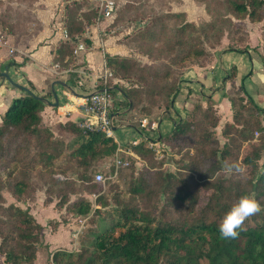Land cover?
<instances>
[{"label": "trees", "instance_id": "trees-1", "mask_svg": "<svg viewBox=\"0 0 264 264\" xmlns=\"http://www.w3.org/2000/svg\"><path fill=\"white\" fill-rule=\"evenodd\" d=\"M199 1H205L214 20L219 19L223 24H234L226 17L227 14L239 19L249 18L251 22H264V0H223L227 9L226 12L222 11L221 17L213 12V8L221 11L219 0ZM86 2L87 0H83L70 8L85 7ZM88 12L94 15L91 19L94 22L97 14L93 6L88 8ZM164 17H154L152 24L159 26ZM169 18L179 22L172 30L173 41L169 42V49L173 54L172 64L200 59V66H206L208 62L203 59L209 53L204 48L203 40L209 39L215 31V23L198 26L178 13ZM142 20L129 19L125 22ZM89 25L91 24L86 23L85 16L70 15L67 22L70 38L57 49L56 64L62 68H71L73 52L78 42L84 41L89 47L92 46V37L84 36ZM167 27L165 25L163 28ZM144 29L145 26L134 35L144 33ZM150 30L153 31V26L149 27ZM0 34L6 37L16 34L11 22L4 23L1 16ZM220 39L215 36L213 42L209 41L210 51L218 46ZM105 60L114 74L108 88L117 90L122 98L118 101L115 99L112 111L115 122L118 121L117 115L125 112L126 107L133 111L142 102L139 99L142 85L150 83L153 86L151 93L156 94L155 98L162 94L168 100L171 99L170 108L178 101L181 90L177 91L178 87L173 82L174 69L171 65L154 69L133 58L109 54L105 55ZM262 60L264 62V58ZM131 76L136 78V85H118L119 81ZM249 76L250 74L239 78L237 68H232L229 79H239L240 86L238 93L232 94L233 88L226 92L233 120L227 121L222 130L224 144H221L215 132L220 119L214 113L212 100L207 99L206 108L203 102L196 105L195 113H187L185 118L173 125L167 136L160 138V142L171 145L173 149L196 148L193 156L186 154L190 164L183 171L170 173L167 179L163 173L148 169L131 179L128 190L143 200L145 208L122 204L118 221L97 235L93 249L83 247L77 253L56 250L52 254V261L56 264H264V211L250 218V223L238 239L224 241L219 233L223 217L242 196L254 195L264 207V162L259 163L264 153V120L261 116L264 109L255 103L254 97L246 88L245 82ZM69 78L72 85L85 86L79 73L71 72ZM190 93L191 89L185 94L183 108H186V99ZM44 108V98L29 91L26 96L14 99L0 125V166L4 165L8 170L7 179L0 177V252L5 256L6 264L34 263L44 226L37 221L30 209L15 203L5 205V197L1 192L3 186L8 187L18 202L32 201L36 197V188L32 183L34 171L36 173L40 168L47 176L53 177L62 174L65 167L76 165L83 169L78 173L80 179L92 181V186L97 187L99 184L94 183L93 179L100 171L98 168L92 170L93 167L101 160L111 161L119 147L113 138L107 137L102 131L88 130L72 121L58 123L54 129L44 127L41 116ZM189 116L191 118L187 119ZM145 120L147 122L148 117L141 120L140 126L134 127L140 134V139L137 143L136 140L129 143L132 147L130 157H123L129 165L119 170V177L120 174L124 176L126 170L131 168L134 159L151 160L154 156L153 149L148 145L150 137ZM256 131L260 133L257 141L249 144L251 140L248 136ZM61 159L63 163L59 165ZM225 161L240 163L246 169L245 174L231 177L217 175L222 171ZM203 163L211 166L206 169L202 167ZM60 170L61 173H57ZM91 171L94 173L91 174ZM203 188L212 189V193L206 204L199 209L197 204ZM47 192L51 194L50 187ZM164 194L166 203L162 209L155 208L153 202H160ZM116 199L119 203L120 200ZM99 200L104 203L101 202V207L94 212L97 215L107 203ZM67 208L70 210L72 207ZM77 208L78 214L88 215L91 213L92 203L82 200Z\"/></svg>", "mask_w": 264, "mask_h": 264}, {"label": "rangeland", "instance_id": "rangeland-1", "mask_svg": "<svg viewBox=\"0 0 264 264\" xmlns=\"http://www.w3.org/2000/svg\"><path fill=\"white\" fill-rule=\"evenodd\" d=\"M41 1L42 0H0V16L4 23L6 22L7 24L8 21L11 22V24L13 25V29H15L17 40L21 44L26 43L28 39H30L42 27L40 18H38L37 15H39L38 13H40V9L46 10L48 6L47 4L44 5L43 3H41ZM120 2V11L118 12V16L116 17V19L113 20L112 27L118 28L119 26H121L123 28L119 30L120 32L115 39L116 44H121L120 46H122V48L126 52L123 53V55H115L124 58H133L139 61L141 64L146 65L147 67H153L154 69H163L165 66L171 65V68L174 69L173 82L176 87H178L177 91L180 90L181 84L184 81L185 75L187 73H189V75H191L192 77H195L196 67H206L212 61V59L214 58L215 49L219 48V52H221L222 49L231 50V48L233 47H235L237 50L239 49L240 51L256 50L257 52H259L260 48L264 50V22H251L249 18L239 19L231 14H227L226 17L231 19L234 24L233 26H231L230 23L223 24L219 22V19L214 20V17L207 9L205 1L204 3H202L199 0H120ZM219 8L221 9V11L213 8V12L217 15V17H219V15L220 17L222 16V11L225 10L226 12L227 7L224 5L223 0H219ZM66 9V18L62 17V19H66V25L69 21L70 15L71 17H74L75 14L77 16H85L87 24L88 22L91 25L94 24V22L91 20L94 15L91 12H88V7L76 6L70 8L69 6H67ZM174 13L183 14L185 20L193 22L198 26L215 23V31L212 33L209 39L203 40L204 48L209 53V55L205 59H203L205 62H208L206 66H200V59L188 60L183 64H172L173 54L169 49V42L173 41L171 38L172 30L179 23L177 19L169 18V16L173 15ZM188 13L191 15L192 20L189 18ZM157 16H165L161 19L163 23L159 26L152 24V22L154 21V17L157 18ZM129 19H143V22L133 21L130 23H126ZM110 22L111 21H106L104 25ZM165 25H168V27L163 28ZM143 26H145V32H141L140 34L135 36L134 34ZM151 26H153V31H149V27ZM103 27L104 26H101L102 29ZM250 27H253V29H255L254 33H257V30L262 34L263 41L259 44H254V40L252 41L248 30ZM101 28L100 39L101 36L104 37L103 30ZM124 31L128 34L121 37V34ZM215 36H219V38H221L220 43H218V46L215 49L210 51L209 41L213 42ZM95 40L97 39L95 38ZM98 49H102L103 52H106L107 48L103 45L102 42L101 48ZM261 57L263 59L264 54H261ZM248 75L242 76L239 73V78L247 77ZM175 77L177 80L175 79ZM227 78L229 79L230 76ZM135 79V77L131 76V78L126 79L127 81H119L118 85H122V87L136 85L137 81ZM239 86L240 81L239 79H237V82H233L228 89L233 88V90L231 91L232 94L238 93ZM140 89L142 92L139 99H142V102L138 104L133 109V111H130V109L126 107L125 112H123L122 114H118V121L116 122V125L127 124L130 127H137L140 126L141 120L145 117H148L147 121L150 124L152 121L158 120V117L161 115L162 111H165L166 113L169 109L172 108H170L171 99L168 100L167 97L163 96L161 93V95L156 96V98L154 97L156 94L151 93V91L153 90V86L150 83H148L147 85H142ZM113 92L117 101L122 99L116 90H114ZM191 92L199 94V92L194 91V89H191ZM207 99L212 100L214 113L220 119L215 132L217 134V137L220 139L221 144H224L225 138L222 136V130L227 122H221L218 106L219 101H215L211 96L204 95V97H201L200 100H190V96H188V98L186 99L188 107L185 106L186 108H184L185 111L183 112V117H179L178 120H174V124L180 121L182 118H185L187 116V113H195V106L201 104V102H203L202 104L206 108ZM182 102L181 105L183 106L184 103ZM261 116L264 120V113H262ZM190 118L191 116H189L187 119ZM192 118H194V116H192ZM230 120H233V111L232 118ZM52 128L54 129L55 125ZM116 131L118 136L122 137L120 136L121 134L119 128ZM147 134L150 137L148 145L154 151V156L151 158V160H144L141 158L134 159L133 165L131 166V168H129V170H126L124 176H121L120 174V177L118 176V179L116 180L108 179L105 186L97 185V187H95L92 186V181H82L78 173H81L83 169L76 165H69L65 167L62 174H56L53 177L47 176L44 173V170L42 171L40 168L36 171V173L34 171V173L32 174V183L36 188V197L35 200L32 201L18 202L16 198L11 195L8 187L6 185L3 186L1 192L5 197V205L15 203L19 204L25 209H30V211H32L33 209L36 219L44 225V234H42L40 246L38 248V250L42 249L45 253L44 264H56L52 261V254L55 251L52 253L46 252V234H52L57 230V227L59 228L64 226L65 229H70V240L69 244L61 246L60 248H58V250L77 253L83 247H89L90 249H93L95 246L97 235L102 233L106 228L110 227L112 223L118 221L119 214L123 206L122 204L135 205L140 209L145 208L143 200L137 196L132 195L128 190V184L131 179L138 177L146 169L153 172H161L167 179L170 173H178L179 171H183V168L190 164V159L186 156L187 153L189 154V156H193L196 153V148L193 147L185 149H173L171 145L169 146L167 143L160 142V138L162 136L160 137L158 133H151L148 130ZM168 134H166L165 136H167ZM259 135V131H256L252 135H249L248 138H250L251 140L249 144H254L257 141ZM137 136H139V138L138 140H136L139 141L140 134L138 132ZM128 139L131 140L132 138ZM129 143L130 142L123 143L121 147L123 150V152H121L123 157H130L129 154L131 153L132 147ZM263 162L264 153L263 158L259 163L262 164ZM62 163L63 159L59 161V165H62ZM3 166L4 165L0 166V177L1 179L5 180L7 179L8 170ZM210 166L211 165L209 163L202 164V167H205L206 169ZM97 168L99 169V171L104 172L107 176H110L111 173L109 170L111 168V161L107 160L102 162L101 160L97 165L93 167L92 170H96ZM61 170L57 173H61ZM90 173L93 174L94 172L91 171ZM217 175L222 176L225 174L223 173V171H220L217 173ZM212 180L214 179H211V181ZM48 187H50L51 194L47 192ZM211 193L212 189L206 190L205 188H203L201 190L197 208L200 209L206 204ZM115 197L120 200L119 203L116 202L117 199ZM99 199L105 200L107 201V203L105 204V206H103V208H101L102 210H100V214L97 215L94 214V212L101 207V202L104 203L103 201L100 202ZM82 200H88L90 203H92V210L88 215H80L77 212L78 203H80ZM165 203L166 197L164 194L162 195L160 202H153L152 205L155 208L162 209ZM152 205L151 207H153ZM67 206L72 208H70L69 210ZM158 213H160V211H158ZM249 223L250 220L246 221V225ZM39 257L41 258L40 253ZM0 264H6L5 256L1 252Z\"/></svg>", "mask_w": 264, "mask_h": 264}, {"label": "crops", "instance_id": "crops-1", "mask_svg": "<svg viewBox=\"0 0 264 264\" xmlns=\"http://www.w3.org/2000/svg\"><path fill=\"white\" fill-rule=\"evenodd\" d=\"M65 1L42 0L41 3L47 4L48 8L46 10L40 9V13L37 15L42 23L41 29L23 44L17 40L15 34H10L7 37L9 46L0 48V125L3 123V116L14 99L26 96L29 91L45 100V108L41 112L42 125L44 127H53L58 123H66L67 121L78 124L82 121L84 115L77 105L80 103L81 98L97 90L96 78L108 67L105 60L106 53L123 55L126 52L120 46L121 44H116V36L104 35L100 39V28L101 26L105 27L106 24L104 25L105 21L98 24L95 18L94 24L89 25V36L94 40L92 46L88 50L82 51L77 61H72L71 67L79 71L85 70L86 75L79 73L85 86L72 85L69 74L62 73L59 69L56 71L53 68L56 64V51L60 44L66 41L63 40L61 30L63 20L66 25V19H62ZM82 1L76 0L75 3L80 4ZM117 1L119 7H121L120 0ZM84 6L89 8L92 4L87 1ZM65 16L63 18H66ZM189 18L192 20L190 14ZM248 30L252 41L254 40V44H259L263 41L260 31L256 30L257 33H254L255 29L253 27ZM102 42L107 48L106 52L98 49L101 48ZM12 48H15L14 53H11ZM259 50L260 53L256 50L222 49L219 52V48L215 49L214 58L206 67H196L195 77H192L189 73L185 75L180 88L181 94L174 106L166 113L162 111L157 121L154 120L150 124L145 121V124L148 123L149 132L158 133L160 137H163L172 130L174 120L183 117L185 110L181 102L189 89L199 92V94L191 92L192 94L189 95L190 100H200L205 95L213 97L215 101H219L221 122L230 120L232 118L231 104L225 93L233 82H237V79L231 80L227 78L230 76L233 67H236L242 76L250 74L245 82L246 88L254 97L255 103L264 109V62H262L261 57V54H264V50L262 48ZM56 102L59 104L56 105ZM186 107H188V104H186ZM119 130L123 143L132 142L139 138L136 129L127 124H120ZM31 213L34 215L33 209ZM69 230L62 226L57 227V230L52 234H46V252L52 253L61 246L69 244ZM44 258L45 253L41 249L38 251L37 260L34 264H44Z\"/></svg>", "mask_w": 264, "mask_h": 264}, {"label": "built area", "instance_id": "built-area-1", "mask_svg": "<svg viewBox=\"0 0 264 264\" xmlns=\"http://www.w3.org/2000/svg\"><path fill=\"white\" fill-rule=\"evenodd\" d=\"M90 2L94 8V11L97 14L96 21L98 24L102 21H113L116 17L120 7L117 0H87ZM76 0H66L64 4V13L63 17L66 15V7L72 6ZM111 23L106 24L103 30V35L105 36H117L119 34V30L123 29L121 26L112 27ZM62 37L63 40H68L70 38L67 26L65 25L64 20L61 24ZM126 30V29H124ZM90 27L87 26L84 32V36H89ZM125 31L121 34V37L127 35ZM9 46L7 37L0 34V48ZM89 49V46L84 41H79L76 45L73 52V62L77 61L82 51H86ZM15 52V48L11 49V53ZM74 65V64H73ZM56 71L59 69L62 73H71L77 72L81 75H86L85 70H77L73 68H62L58 64H55L53 67ZM114 77L113 71L106 67L96 78V84L98 86H102L101 88L94 91L92 94L83 97L80 99L79 106L84 118L78 124L80 127L88 129V130H99L105 133L107 137L113 138L119 145L116 154L111 160V167L113 166V170L110 168V176H107L104 172L100 171L95 174L93 182L99 184L101 186H105L108 179L116 180L119 176V170L122 167H126L129 165V162L123 158L121 152L123 139L119 137L117 134V129L120 125H116L114 115L112 113L114 109L115 103V95L114 90L112 88H108L109 81ZM117 91V90H116ZM118 92V91H117ZM119 94V92H118ZM138 140V139H137ZM135 141L136 143L138 141Z\"/></svg>", "mask_w": 264, "mask_h": 264}, {"label": "clouds", "instance_id": "clouds-1", "mask_svg": "<svg viewBox=\"0 0 264 264\" xmlns=\"http://www.w3.org/2000/svg\"><path fill=\"white\" fill-rule=\"evenodd\" d=\"M222 171L226 176H243L246 169L240 163L225 161ZM261 211H264V207H262L254 195L242 196L225 214L219 224L220 238L224 241L238 239L240 233L246 230V221Z\"/></svg>", "mask_w": 264, "mask_h": 264}, {"label": "water", "instance_id": "water-1", "mask_svg": "<svg viewBox=\"0 0 264 264\" xmlns=\"http://www.w3.org/2000/svg\"><path fill=\"white\" fill-rule=\"evenodd\" d=\"M5 76H6V77H8V75H7V74H5ZM55 104H56V105H58L59 103H58V102H56Z\"/></svg>", "mask_w": 264, "mask_h": 264}]
</instances>
